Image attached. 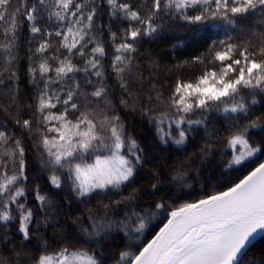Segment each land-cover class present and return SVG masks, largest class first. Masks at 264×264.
Listing matches in <instances>:
<instances>
[{"label":"snow or ice","instance_id":"1","mask_svg":"<svg viewBox=\"0 0 264 264\" xmlns=\"http://www.w3.org/2000/svg\"><path fill=\"white\" fill-rule=\"evenodd\" d=\"M105 3L110 20L118 17L129 22L121 29L120 43H116L117 35L109 27L115 49L110 66L125 90L128 89L125 74L131 73L137 45L143 37H152L162 29L163 24L157 23L158 20L162 22L164 17L171 16L188 24L223 26L224 38L213 39L207 50L191 61L203 66L200 73L194 79L177 78L167 101L153 85L156 100L162 107L145 108L142 115L156 125L161 143L171 140L176 145H184L189 131L185 124H204L208 113L222 112L228 122L226 144L232 150L229 163L240 164L258 152L264 153V139L256 146L251 142V130L264 131V115L252 119L254 107L264 104V0H151L150 6L142 3L137 8L127 0H0V85L5 83V73L13 84L17 79L14 62L18 57L14 50L23 20L29 22L33 39L40 35L39 46L33 54L41 56L38 71L43 82L35 97L37 127L33 129L29 119L21 124L17 118L15 123L30 135H38L43 149L41 167L50 170L48 179L55 189L67 187L69 206L73 200L84 203L93 195L107 198V203L100 199L96 210L89 209L90 228L83 227L79 217L73 220L84 236L99 238L95 240L97 245L113 229L123 228L129 238L135 234L139 239L155 219L154 211L151 214L147 210L144 214L127 211L135 207L136 188L127 197L110 199L134 184L138 166L144 163L145 151L128 132L120 115L111 111V102L107 100L102 65L107 53L103 41L96 36L104 27L96 18ZM43 12L49 21L54 18L57 22L54 32L35 23ZM254 18L258 28L248 26ZM53 35L60 38L56 42L58 47L51 55H45L54 47ZM90 45L93 46L89 50ZM76 56L83 60L82 67L73 62ZM29 60L32 62L28 68L30 80L37 83V67L32 66L37 62L32 56ZM50 61H55V66ZM187 64L189 61L185 60L177 67ZM52 72L54 77L49 75ZM80 72L84 73L83 84L76 76ZM93 75L96 83L90 78ZM87 86L93 90L88 92ZM16 91L0 90V95L9 101L8 107H20ZM81 97L97 99L81 105ZM100 101H104V107ZM121 103L127 104L123 99ZM4 110L7 112L8 108ZM197 115L200 118L193 119ZM165 123L169 125L167 131L161 127ZM5 128L0 124V245L11 243L9 228L18 220L16 231L22 234L23 249L24 242L32 238L30 224L35 222L38 231L41 223L48 227L54 220L50 217L54 201L41 194L37 185L34 198L38 210L44 214L43 221L28 206L26 149L22 140ZM200 151L205 156L214 154L211 144H205ZM182 175H174L172 179L180 180ZM157 187L154 182L152 188ZM121 205L125 214L123 219L116 220L114 217ZM161 208L163 204H155V209ZM55 211L59 214L60 210ZM165 211L167 222L152 239L142 246L136 245L137 252L121 251L117 264H239L238 257L246 254L250 238L254 239L258 230L264 231V163H259L227 190L171 210L165 208ZM13 249L18 258L20 251L15 246ZM48 249V241L41 238L40 254L29 264H103L102 258L89 250H70L69 246L55 252ZM0 264H9L3 254H0Z\"/></svg>","mask_w":264,"mask_h":264},{"label":"trees","instance_id":"2","mask_svg":"<svg viewBox=\"0 0 264 264\" xmlns=\"http://www.w3.org/2000/svg\"><path fill=\"white\" fill-rule=\"evenodd\" d=\"M134 8L140 7L142 3L148 6L151 0H127ZM100 15L97 16V23L102 24L103 30L97 32L98 40L103 41L106 49V55L102 58L103 71L105 72V81L107 84L108 96L107 100L111 102V111L120 115L128 132L137 140L139 145L145 151L144 163L138 166L135 174V182L122 190L121 195L110 196V199H121L127 197L133 188L138 189L135 207L129 208L127 211H137L144 214L145 210L151 214L155 212V219L149 223L143 235L139 239L129 238L123 228L113 229L109 233V237L101 241L99 245L95 242L99 238H89L84 236L80 231V226L73 223L77 217L83 221V227L90 228L88 222L89 209L96 210L100 207V199L107 198L93 195L90 199H86L84 203L73 200L71 206L67 203L69 197L67 187L63 189H55L49 182L50 170L41 167L40 153L43 149L39 146V137L35 133L23 129L15 123L17 118L21 124L24 119L32 121V127H37L36 113V95L43 82L40 81L38 71V61L41 59L39 54L33 55L35 49L39 46L40 35L37 34L33 39V34L29 30V22L23 20L22 26L17 33V47L14 50L18 59L14 62L17 79L15 84L13 81L6 79L8 73H5V83L0 85V90L7 92L9 88L16 91L18 96L17 108L15 105L8 107L9 101L6 96L0 95V124L6 126L5 130L9 131L15 137H19L26 149L25 158L27 161L26 173L28 180L26 181V196L28 198V206L36 211L37 216L43 221V213L40 212L39 205L35 201V189L39 185L41 194L47 195L54 201L50 217L54 218L48 227H44L41 223L39 230H36V223L30 224L32 229V238L25 241V248L21 249L22 234L16 231L18 228V220L10 225L9 236L11 243L0 245V254H3L9 261V264H29L30 260L35 259L40 254L41 238L48 241L50 252L58 251L62 246H69L70 250L80 248L94 252L98 258H102L103 264H117L121 251L137 252L136 245L142 246L146 244L160 227L167 220V212L165 208L171 210L183 203H191L199 199L206 198L207 195L215 194L217 191L227 190V187L238 183L250 171L264 162V153L258 152L238 166L231 167L232 150L226 144V138L229 135L225 114L222 112H210L204 124L187 125L189 128L187 138L184 145H176L171 140L167 143H161L157 136L156 125L150 124L148 117L142 115L145 108L162 107L156 100V92L153 91V85L156 91L163 94L165 101L171 95L172 88L177 78L182 80L194 79L200 73L202 65L192 64L193 57L207 50L208 45L213 39L224 38V27H209L206 24H188L186 21L180 20L179 17L173 18L166 16L162 23L163 27L152 37H143L137 45V51L134 55V62L131 73L125 74V80L128 83V89L121 88L120 81L116 78L115 73L111 69L112 58L115 54L113 41L109 32H115L117 35L116 43H120L123 38L122 28L128 26L127 20H120L118 17L110 20L107 4L100 7ZM190 14H194L190 11ZM37 26L55 31L58 26L57 22L49 21L47 13H42V18L38 17L35 22ZM256 25L255 18L248 22V26ZM2 35V34H0ZM60 38L51 37L54 47L45 55H51L55 51ZM93 45L89 46V50ZM31 49V51H30ZM64 53V50H61ZM66 54V53H65ZM29 56L33 61L37 62L32 66L37 67V83H32L28 73L30 66ZM189 61V64L183 67H177L183 61ZM74 63L83 66V60L76 56ZM55 66V61H50ZM49 75L55 76L52 72ZM80 78V82H84V73H76ZM94 83L97 78L93 75L90 77ZM67 83H71L66 82ZM52 87H58L52 85ZM92 86H87V91L91 92ZM131 93V95L129 94ZM149 95L152 99L149 101ZM97 98L89 97L80 98L81 105L89 101L95 102ZM125 100L127 104L121 103ZM31 105V107H29ZM93 106H95L93 104ZM100 106L104 107V101H100ZM59 107V106H58ZM4 108H8L6 112ZM56 111V109H53ZM78 114V113H77ZM264 115V104H257L254 107L252 119L257 116ZM200 117L193 116V119ZM242 126V125H241ZM166 131L169 125L165 123L161 125ZM174 129L175 126L172 125ZM252 143L256 146L261 139H264V131L259 129L251 130ZM205 144L212 145V153L205 156L200 150ZM46 159V156H45ZM189 161V163H185ZM158 173V175H154ZM183 173L180 180H173L174 175ZM157 183L156 189L152 188L153 183ZM161 203L164 208L155 209V204ZM14 207V206H13ZM59 209V214L55 209ZM102 211V209H101ZM125 214L124 206L121 205L119 214L114 218L116 220L123 219ZM133 228L135 225L132 226ZM2 235V232H0ZM129 245H132L129 247ZM15 250L20 251L17 258L14 254ZM27 253V255H25ZM239 264H264V235L254 242L248 249L246 254L239 260Z\"/></svg>","mask_w":264,"mask_h":264},{"label":"water","instance_id":"3","mask_svg":"<svg viewBox=\"0 0 264 264\" xmlns=\"http://www.w3.org/2000/svg\"><path fill=\"white\" fill-rule=\"evenodd\" d=\"M262 163H264V162H262ZM166 222H167V220H166ZM165 222V223H166ZM163 226V225H162ZM159 231V230H158ZM155 235V234H154ZM153 235V236H154ZM264 235V231H260V230H258V232L256 233V234H254V239H252V238H250V240H251V242L247 245V249L256 241V240H258L261 236H263ZM152 239V238H151ZM150 239V240H151ZM243 255V254H242ZM242 255H240L239 257H238V262H239V260H240V258L242 257Z\"/></svg>","mask_w":264,"mask_h":264},{"label":"rangeland","instance_id":"4","mask_svg":"<svg viewBox=\"0 0 264 264\" xmlns=\"http://www.w3.org/2000/svg\"><path fill=\"white\" fill-rule=\"evenodd\" d=\"M52 123H55V122H52ZM248 158H249V157H248ZM248 158H246L245 160H247ZM245 160H243V161H245ZM243 161H242V162H243ZM242 162H241V163H242ZM238 165H239V164L231 163L230 166H231V167H235V166H238Z\"/></svg>","mask_w":264,"mask_h":264},{"label":"bare ground","instance_id":"5","mask_svg":"<svg viewBox=\"0 0 264 264\" xmlns=\"http://www.w3.org/2000/svg\"><path fill=\"white\" fill-rule=\"evenodd\" d=\"M257 241V240H256ZM254 244V243H253ZM243 256V255H242Z\"/></svg>","mask_w":264,"mask_h":264}]
</instances>
